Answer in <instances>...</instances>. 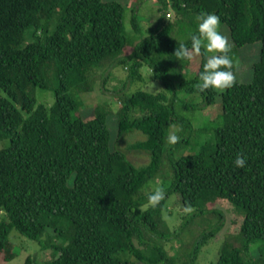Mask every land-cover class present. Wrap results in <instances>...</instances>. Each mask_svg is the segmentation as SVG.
I'll use <instances>...</instances> for the list:
<instances>
[{
  "label": "trees",
  "instance_id": "trees-1",
  "mask_svg": "<svg viewBox=\"0 0 264 264\" xmlns=\"http://www.w3.org/2000/svg\"><path fill=\"white\" fill-rule=\"evenodd\" d=\"M118 1L0 0V141H8L0 149V254L13 257L8 234L15 230L41 251L53 249L44 264H196L223 226L222 213L210 208L224 201L244 217L222 241L216 264H264V0H155L160 16L134 46L123 20L136 0ZM201 12L217 15L230 35L235 81L224 91L194 88L203 50L193 54L196 63L174 56L181 43L190 47ZM130 26L140 32L135 10ZM257 43V60L241 79L247 83L239 82L240 53ZM189 63L195 74L186 78ZM143 66L163 92L125 91L126 83L145 84ZM103 67L125 70L120 106L94 104L91 112L72 93L92 92ZM32 89L51 90L53 103L37 104ZM180 92L188 99L178 108ZM196 98L201 104L188 103ZM217 100L218 122L194 128L195 111ZM170 125L180 129L174 146L166 141ZM136 131L145 139L129 147L148 154L142 166L118 146ZM203 134L208 138L196 146ZM189 145L196 151L182 152ZM237 154L246 158L244 168L233 165ZM161 176L164 198L145 207L146 185ZM171 196L192 211L186 221L211 216L177 257L165 248L182 238L163 218ZM60 236L64 242L53 246Z\"/></svg>",
  "mask_w": 264,
  "mask_h": 264
},
{
  "label": "rangeland",
  "instance_id": "rangeland-1",
  "mask_svg": "<svg viewBox=\"0 0 264 264\" xmlns=\"http://www.w3.org/2000/svg\"><path fill=\"white\" fill-rule=\"evenodd\" d=\"M111 1V0H105ZM118 1V0H114ZM120 2V0L118 1ZM135 7V9H133ZM161 8V4H159L155 0H136L131 3L130 6H125L124 13V29L125 34L130 37L131 46H134L136 43L140 42L143 38L148 36L149 30L156 23V19L160 16L158 9ZM136 11L138 23L140 26L139 33H133L131 31L130 26V18L132 11ZM171 17L168 18L169 21L174 19V15L171 11ZM220 32L227 37V41L230 44V35L228 29L225 25H219ZM30 41V33L26 34V41ZM259 43L251 45H246L244 50L241 51L240 60L237 61L235 69L236 79L239 82L247 83V81L241 80L244 79L243 74L247 73L250 69V65H252L258 57L259 53ZM194 62H199L197 56H193L192 58ZM247 61H242L246 60ZM247 63V64H246ZM194 67L193 63H189V68L184 70L183 74L186 78L194 75V71L192 68ZM192 70V72H191ZM141 74L143 79L145 80V84L134 83L133 86L130 83H126L125 91H136L142 90L147 93L157 94L164 91V86L157 80L152 78V73L150 69L146 66L141 68ZM125 70L122 67L119 68H108L103 67L97 69V71L93 75V91L87 94L73 92L72 95L75 100H77L81 106L90 107V111L92 112V106L94 104L98 105H107L111 110L118 109L120 106V100L117 97L118 93L116 91L121 89L124 80H125ZM105 79L104 83L103 80ZM55 86V82H52L51 87ZM218 91V90H217ZM32 96L35 98L37 104H44L45 106H50L53 103L54 97L53 92L51 90L44 91L40 89H32ZM188 99V95L180 92L178 104L181 107L182 101ZM199 103L201 104L200 98H196L193 101H189L188 103ZM85 103V104H84ZM220 104L218 100L212 106L206 108L205 110H197L194 113V118L192 121V125L194 128H212V125H215L218 122V115L220 114ZM83 108L81 110L83 111ZM84 112V111H83ZM184 114L191 115V112L188 109L184 110ZM115 119V117H113ZM108 126V124H107ZM177 127V126H176ZM109 129V128H108ZM111 132V130H109ZM209 135L203 134L200 138L196 139L197 144L203 143ZM145 139V136L141 132H135L133 134H128L118 142L119 148L126 154L127 159L133 163L135 166H142L149 161L148 154L144 153L140 150H134L129 147L130 145L142 141ZM8 145L7 140L0 141V149L6 147ZM174 146V144H171ZM190 146V145H189ZM187 147V149H181L182 152H192L196 151L194 146ZM166 179L162 176L157 180H154L152 184L150 181L146 185V192H150L155 187L163 188L166 184ZM211 209H217L223 215V226L221 230L215 235L214 239L211 240L207 245L201 248L200 253L197 258L196 264H216L217 253L220 249V245L226 236L234 233L243 221V214L240 213L239 210H236L233 205L224 201H217L214 205H212ZM192 214V211L183 210L181 205L176 201L174 196H171L167 202V208L163 213V218L167 223L168 227L171 231L178 233L182 238L178 240H174L173 242H169L166 244L165 248L167 249L170 255H175L176 257L182 253L184 248L182 247L184 243H192L193 240L201 231L204 229L205 220L207 218H211V216L207 213L204 214L203 220H198L197 218L188 220V217ZM6 216L4 212L0 211V221L5 220ZM184 225L182 229L180 227ZM50 234L49 231H47ZM8 241L12 244L11 252L13 257L9 260L3 259V254H0V264H26L27 259H30V264H44L47 260H50L51 255L53 254V249L48 248L45 251H41V247L37 242L30 240L26 237L19 235L15 230H11L8 234ZM51 243L53 246L61 245L64 242V239L57 237L52 240ZM186 250V249H185ZM254 256V252L252 253ZM255 257V256H254Z\"/></svg>",
  "mask_w": 264,
  "mask_h": 264
},
{
  "label": "clouds",
  "instance_id": "clouds-1",
  "mask_svg": "<svg viewBox=\"0 0 264 264\" xmlns=\"http://www.w3.org/2000/svg\"><path fill=\"white\" fill-rule=\"evenodd\" d=\"M196 30L189 34L190 47L181 43L174 50V56L178 60L191 61L193 54H205V62L202 65L194 88L203 92L214 89L224 91L231 88L235 77L231 71L232 60L229 56L230 44L227 37L219 30V17L211 12H201L195 17ZM180 129L175 125L169 126L166 136L168 144H175L179 139ZM246 158L237 154L233 160L236 168H244ZM164 191L160 187L153 188L147 194L145 207H155L163 198Z\"/></svg>",
  "mask_w": 264,
  "mask_h": 264
},
{
  "label": "built area",
  "instance_id": "built-area-1",
  "mask_svg": "<svg viewBox=\"0 0 264 264\" xmlns=\"http://www.w3.org/2000/svg\"><path fill=\"white\" fill-rule=\"evenodd\" d=\"M165 16H166V18L168 19V18L171 17V13L169 12V13H167Z\"/></svg>",
  "mask_w": 264,
  "mask_h": 264
}]
</instances>
